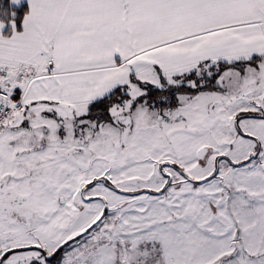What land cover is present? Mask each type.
Listing matches in <instances>:
<instances>
[{"label":"snow or ice","instance_id":"obj_1","mask_svg":"<svg viewBox=\"0 0 264 264\" xmlns=\"http://www.w3.org/2000/svg\"><path fill=\"white\" fill-rule=\"evenodd\" d=\"M0 264H264V0H0Z\"/></svg>","mask_w":264,"mask_h":264}]
</instances>
